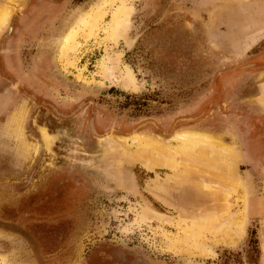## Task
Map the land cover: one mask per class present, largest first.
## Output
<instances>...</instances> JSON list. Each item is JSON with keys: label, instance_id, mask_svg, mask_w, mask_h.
<instances>
[{"label": "rangeland", "instance_id": "1", "mask_svg": "<svg viewBox=\"0 0 264 264\" xmlns=\"http://www.w3.org/2000/svg\"><path fill=\"white\" fill-rule=\"evenodd\" d=\"M0 10V264H264V0Z\"/></svg>", "mask_w": 264, "mask_h": 264}, {"label": "bare ground", "instance_id": "2", "mask_svg": "<svg viewBox=\"0 0 264 264\" xmlns=\"http://www.w3.org/2000/svg\"><path fill=\"white\" fill-rule=\"evenodd\" d=\"M104 4H105L104 1H101V2L99 1V3L97 5L95 4L94 6H92L91 9L87 13H83V15L80 17L78 23L81 24L80 31L83 33V35L85 37H88V36L93 34V32L97 28L98 24L100 23L103 15L106 13V12H104V8H103ZM125 13H126V11H124V13H123L124 16H125ZM7 17H8V14L5 11L0 10V26L1 27L6 22ZM123 20L124 19L121 18V14L120 13L119 14L118 13L117 14L114 13L111 16V20H110V23L108 25V27H109L108 34H110V35L113 34L114 31L116 29H118L119 26H121V24L123 23ZM76 33H75V35H76ZM75 35L74 34L73 35L72 34H68L64 38V41H63V44H62V50H61L62 53L61 54H62L63 59L65 61L69 60V58H68L69 53L74 52L76 50V48H77L76 47L77 43L75 41V37H76ZM102 71H103V73H108V69L106 68L105 65H102ZM181 138H182L181 142H183L185 144H189V145H194L195 147L196 146H200V145L203 146V144L219 145L216 142H213L212 140H210L208 137H202V136H199V135H196V134L183 135ZM135 139H137V138H135ZM141 140H137V141H141ZM145 145L147 147H149L150 149H152L154 151H157V150H155V149H157L156 148L157 147V143L156 142L147 140L145 142ZM167 161H169V160H166V162Z\"/></svg>", "mask_w": 264, "mask_h": 264}, {"label": "flooded vegetation", "instance_id": "3", "mask_svg": "<svg viewBox=\"0 0 264 264\" xmlns=\"http://www.w3.org/2000/svg\"><path fill=\"white\" fill-rule=\"evenodd\" d=\"M263 141V140H262ZM261 142V140H260ZM260 142L257 144V143H247L246 144V149H245V158L246 159H252L254 158V156H256L257 152L260 151ZM264 143V142H263Z\"/></svg>", "mask_w": 264, "mask_h": 264}, {"label": "crops", "instance_id": "4", "mask_svg": "<svg viewBox=\"0 0 264 264\" xmlns=\"http://www.w3.org/2000/svg\"><path fill=\"white\" fill-rule=\"evenodd\" d=\"M263 145H264V143H263V141L261 140V142H260V157H261V159H260V164H261V162L263 163V158H262V156H263V153H264V147H263ZM263 166V164H261V167Z\"/></svg>", "mask_w": 264, "mask_h": 264}]
</instances>
